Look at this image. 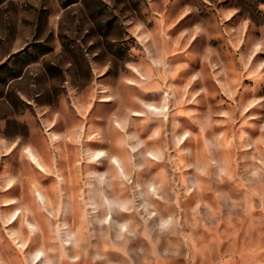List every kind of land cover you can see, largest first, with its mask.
Wrapping results in <instances>:
<instances>
[{
	"label": "rangeland",
	"instance_id": "obj_1",
	"mask_svg": "<svg viewBox=\"0 0 264 264\" xmlns=\"http://www.w3.org/2000/svg\"><path fill=\"white\" fill-rule=\"evenodd\" d=\"M0 264H264V0H0Z\"/></svg>",
	"mask_w": 264,
	"mask_h": 264
},
{
	"label": "bare ground",
	"instance_id": "obj_2",
	"mask_svg": "<svg viewBox=\"0 0 264 264\" xmlns=\"http://www.w3.org/2000/svg\"><path fill=\"white\" fill-rule=\"evenodd\" d=\"M34 159V158H33Z\"/></svg>",
	"mask_w": 264,
	"mask_h": 264
}]
</instances>
